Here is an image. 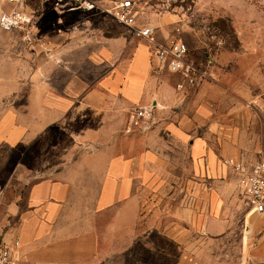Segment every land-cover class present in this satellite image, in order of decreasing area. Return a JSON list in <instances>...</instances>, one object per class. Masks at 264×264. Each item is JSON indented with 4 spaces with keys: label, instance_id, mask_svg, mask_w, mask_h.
Wrapping results in <instances>:
<instances>
[{
    "label": "crops",
    "instance_id": "1",
    "mask_svg": "<svg viewBox=\"0 0 264 264\" xmlns=\"http://www.w3.org/2000/svg\"><path fill=\"white\" fill-rule=\"evenodd\" d=\"M153 21L160 27V39L173 34L166 15ZM111 36L115 37L109 35L108 44L101 46L92 39L68 41L64 49L71 51L60 52L65 55L59 58L62 63L46 65L41 59L30 74L27 103L8 106L0 114V224L10 217L17 220L8 244L19 242L17 255L22 264H102L118 254V242L131 244L138 235L143 204L159 177L156 166L162 154L157 151L156 136L160 135L137 131L108 141L104 136L117 127L121 108L166 102L150 46L138 38L124 42L131 49L130 57L118 59L116 37ZM86 64L96 67V73L102 69L92 87H86ZM58 71L65 78L60 87ZM20 80V74L6 78L0 69V100L17 94L19 85L14 82ZM156 124V129L167 127L174 133L177 129L170 121ZM54 130L67 138L53 143ZM66 143L80 150L60 153L61 164L54 166L52 150ZM42 144L43 155L37 153ZM27 155L34 166L24 169ZM36 173L40 179L31 182ZM15 175L20 181L9 186ZM214 180L206 184L204 206L198 212L192 205L189 217L194 231L192 226H197L200 217L202 233L208 237L223 235L234 224L227 211V188L223 181ZM11 187L9 199L6 193ZM248 214L245 244L252 233L259 237V245L244 252L245 257L252 264H264V214ZM253 216L258 225L251 223Z\"/></svg>",
    "mask_w": 264,
    "mask_h": 264
},
{
    "label": "rangeland",
    "instance_id": "2",
    "mask_svg": "<svg viewBox=\"0 0 264 264\" xmlns=\"http://www.w3.org/2000/svg\"><path fill=\"white\" fill-rule=\"evenodd\" d=\"M194 1L196 17L192 21L180 25L179 16L167 14L168 26L174 35L176 28L181 27V35L188 43L192 57L200 59L211 54L215 60L214 79L197 87L178 90L176 85L180 77L159 71L163 85L161 93L166 103L157 104L154 121H170L177 129L175 133L167 127L156 129L158 123H155L148 131H142L143 134L156 131L160 135L156 136L157 151L162 154V161L156 166L158 181L143 204L144 214L132 245L125 240L118 242V254L102 264H252L244 252H252L259 245V237L252 233L245 244L250 216L238 185L239 177L225 160L235 158L250 165L264 156V0ZM26 2L31 12L41 15L38 45L33 48L17 33L0 29V69L6 78L13 74L21 77L20 81L14 82L19 85V92L0 100V114L8 106L27 103L30 74L41 59L46 65L62 63L59 58L65 55L60 52L65 50L68 41L77 43L92 39L101 46L108 44L109 35H114L116 38H111L116 39L118 59L130 57L131 49L124 42L138 41L124 25L108 15L62 12L50 4L43 5L40 0ZM155 17L158 18L149 4L143 18H148L154 25ZM70 51L65 50V54ZM95 69L85 65L86 87L94 86L101 76L102 69L97 73ZM63 75L58 71V87L65 80ZM130 110L121 108L123 115L115 122L117 127L110 135L105 134L104 141L130 135L125 132ZM66 138L64 132L54 130L52 134L53 143ZM79 148L76 150L68 143L54 147L53 165L61 164L60 153L79 151ZM44 149L42 144L37 153L43 155ZM24 162V169L34 166L28 155ZM38 179L36 173L31 182ZM213 179L223 181L227 188V211L231 212L234 224L225 234L208 237L202 233L200 217L197 226H192L196 231L190 228L189 217L194 210L192 205L197 206L198 212L204 206L208 198L206 184ZM19 181V176L15 175L8 185H16ZM12 189L6 193L9 199ZM25 196L23 190L22 200ZM251 223L259 224L256 216L251 218ZM16 225L17 220L12 217L6 224H0V244H8Z\"/></svg>",
    "mask_w": 264,
    "mask_h": 264
},
{
    "label": "built area",
    "instance_id": "3",
    "mask_svg": "<svg viewBox=\"0 0 264 264\" xmlns=\"http://www.w3.org/2000/svg\"><path fill=\"white\" fill-rule=\"evenodd\" d=\"M27 0H0V29L17 33L23 42L31 47L38 45L41 15L31 12ZM54 9L66 12H84L95 15H108L128 28L131 34L150 46L152 62L157 71H167L178 75L176 88L197 87L214 79L215 60L211 54L206 58L192 57L191 49L182 37L181 27L176 35L159 38V27L148 22L145 16L147 6L152 7L153 15L162 17L176 14L178 23L185 24L196 17L194 0H40ZM149 2H153L149 3ZM153 5V6H152ZM157 104L137 106L130 110L125 127L127 134L148 131L155 125ZM149 126L144 129L145 126ZM225 164L238 175V185L248 213L264 214V156L253 164L229 158ZM18 241L0 244V264H22L17 255Z\"/></svg>",
    "mask_w": 264,
    "mask_h": 264
},
{
    "label": "water",
    "instance_id": "4",
    "mask_svg": "<svg viewBox=\"0 0 264 264\" xmlns=\"http://www.w3.org/2000/svg\"><path fill=\"white\" fill-rule=\"evenodd\" d=\"M153 104L156 105L157 103H156V102H155V103L153 102ZM148 127H149V126L147 125V126L144 127V129H146V128H148Z\"/></svg>",
    "mask_w": 264,
    "mask_h": 264
}]
</instances>
